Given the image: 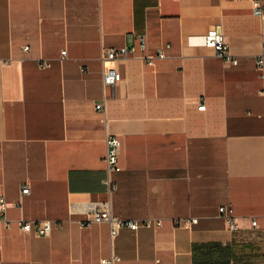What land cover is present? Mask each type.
<instances>
[{
    "label": "crops",
    "instance_id": "crops-1",
    "mask_svg": "<svg viewBox=\"0 0 264 264\" xmlns=\"http://www.w3.org/2000/svg\"><path fill=\"white\" fill-rule=\"evenodd\" d=\"M252 1L0 0V264H193L195 245L218 246L205 264H264V25ZM213 29L237 65L202 46ZM135 34L149 52L168 45L167 57L101 62ZM105 67L121 81L102 112ZM107 135L121 141L110 196ZM107 200L114 218L162 226L113 240L107 224L81 228L85 204ZM227 206L235 232L218 212Z\"/></svg>",
    "mask_w": 264,
    "mask_h": 264
},
{
    "label": "built area",
    "instance_id": "built-area-1",
    "mask_svg": "<svg viewBox=\"0 0 264 264\" xmlns=\"http://www.w3.org/2000/svg\"><path fill=\"white\" fill-rule=\"evenodd\" d=\"M251 13L257 17L261 25H264V0H253L251 5ZM201 44L205 48L211 49L214 55L223 60L225 63L232 66L237 65V60L229 52L228 45L225 41V37L220 30L213 29L207 32L201 39ZM168 45L157 47L154 52L148 51L147 37L145 34H135L133 36V43L129 46H123L120 48H108L102 50L100 60L101 62L108 63L116 60L136 59L145 63L147 66H153L155 61L163 60L167 57L166 50ZM26 51L27 48H24ZM66 52H61V57L65 58ZM43 67H47L48 64L43 63ZM255 67L258 71L263 73L264 70V56H258L255 59ZM121 81L120 74L112 68L105 67L102 72V90L103 98L100 104L95 105L97 111H105V104L108 98L106 97L107 89H114L116 85ZM198 111L205 110V104L203 100H200L198 105ZM106 154L104 161L106 163V176L102 183L105 186L106 193L110 196L115 190L116 185L111 179V175L121 170L118 165L119 156L121 153V141L118 137L113 135H107L105 139ZM29 186L25 184L21 188V197L29 195ZM7 202L3 191L0 187V221L5 220V214L7 210ZM86 218L78 222L81 228H87L93 224H107L110 231L111 240H113L119 230L128 229L132 232L139 231L141 229L156 230L162 226L161 220L144 219V220H119L114 218L111 214L109 200L105 202H89L85 204ZM219 215L225 220L228 230L231 232L237 231V224L233 216V210L231 206L220 207L218 209ZM191 223H196V220H191ZM185 223L183 222L182 225ZM252 226H255V222H252ZM20 228L24 231H34L38 235H46L50 230L49 222H20ZM120 258L115 254H111L108 258L100 260V264H119Z\"/></svg>",
    "mask_w": 264,
    "mask_h": 264
},
{
    "label": "trees",
    "instance_id": "trees-1",
    "mask_svg": "<svg viewBox=\"0 0 264 264\" xmlns=\"http://www.w3.org/2000/svg\"><path fill=\"white\" fill-rule=\"evenodd\" d=\"M217 245H195L193 246V264H205L206 262L203 261L201 258L203 257V251L207 250L208 248L211 249H217ZM247 246H243V248H246ZM239 253V246H233V248L230 249L231 256L235 257ZM205 255V253H204ZM207 255V254H206ZM212 264H220L218 261H215ZM223 264H229V262H223ZM235 264V263H234Z\"/></svg>",
    "mask_w": 264,
    "mask_h": 264
}]
</instances>
